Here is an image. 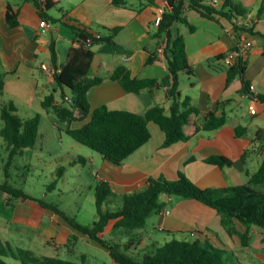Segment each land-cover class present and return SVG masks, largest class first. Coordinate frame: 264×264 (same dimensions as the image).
<instances>
[{
    "label": "crops",
    "instance_id": "1",
    "mask_svg": "<svg viewBox=\"0 0 264 264\" xmlns=\"http://www.w3.org/2000/svg\"><path fill=\"white\" fill-rule=\"evenodd\" d=\"M205 1L211 3L213 0ZM234 1L247 10L246 14L232 19L216 15L217 19H211L187 3L184 15L196 29L190 30L188 24L182 22L173 24L172 34L184 36L188 61L194 69L192 76L180 74V91L183 97L191 98L192 103L201 109V114L185 125L184 130L190 136L186 141L164 147L165 134L158 124L151 121V139L121 165L112 164L101 156L108 163V175L98 174V179L109 182L113 188L117 187L116 192L143 190L149 177L164 175L175 179L179 171L204 188L243 184L249 180L247 172H253L261 165L264 159V103L244 95L243 80L254 85L256 95L264 93V55L259 53L264 49V0ZM224 2L217 0L215 6L219 8ZM9 4L18 14L20 24L15 28L6 20ZM56 7L58 15L51 11L50 14L62 21H48L50 27L43 31L38 8L33 2L0 0V73L5 81L0 105L13 101L19 115L24 118L33 117L30 112L41 115L50 112L43 107V99L59 89L52 72L55 65L50 46L54 44L58 54L57 66L61 68L69 49L79 44L77 34L70 26L75 24L101 36L111 35L117 28L114 42L92 46L95 56L90 76L104 78L102 83L89 90L92 109L105 104L111 109L144 113L151 106L162 105L170 113L171 101L167 90L172 85V78L165 52L157 50L164 40L154 36L158 30L156 15L169 10L167 0H126L120 6L114 5L113 0H62ZM235 22L253 31H238ZM240 44L246 45L244 55L248 67L243 78L237 76L227 83L229 65L217 56L230 53ZM153 52L158 58L153 63H147L148 56ZM119 66H127L138 78H163L164 86L155 92L149 89L139 93L129 91L123 80L111 77ZM183 74L186 76H181ZM251 106H255V114L250 111ZM210 111L226 112L227 123L215 130H197L196 126L204 122L205 114ZM238 126L246 128L243 135L236 134ZM5 150L9 153L7 145ZM212 155L226 156L232 160V165L220 167L207 162L206 158ZM3 163H0V172L4 168ZM73 163H80V160L75 159ZM5 177L7 180L9 176L6 174ZM5 177L0 176V184L8 182L4 181ZM162 201L165 203L164 210L169 213L163 210L156 213L157 228L167 231L169 240L185 236L183 232H191L190 238L207 237L235 253L232 246L219 237V229L240 246L260 247L261 254L257 257L264 263V230L260 227L252 225L248 228L235 220L234 231L230 232L223 225L221 215L201 201L167 194ZM16 228L32 241L35 236L41 235L48 243L54 239L57 229L70 231L71 227L61 216L44 208L37 199L18 198L10 203L8 193L0 189V238L8 230ZM247 230L250 231V242L244 246L241 234ZM151 236L147 233L144 237ZM5 240L8 241L7 238Z\"/></svg>",
    "mask_w": 264,
    "mask_h": 264
},
{
    "label": "trees",
    "instance_id": "2",
    "mask_svg": "<svg viewBox=\"0 0 264 264\" xmlns=\"http://www.w3.org/2000/svg\"><path fill=\"white\" fill-rule=\"evenodd\" d=\"M33 2L38 8L41 20L50 22L62 21L54 18L50 11L62 0H27ZM126 0H113V4L124 5ZM169 10L165 11L156 38H167L165 54L169 76L172 85L167 90L168 99L171 101L170 113L162 105L149 107L144 113H138L124 109H111L107 105L92 109L88 93L89 90L104 80L102 76L91 77L90 70L95 56L92 46L102 42H114V34L96 36L85 26L70 24L77 34L78 45L69 49L66 61L58 68V54L54 44H51V57L55 65L54 78L61 89V98H58V89L47 94L43 99V107L47 111L53 110L62 121L84 122L80 127H69L67 132L81 144L90 147L94 151L115 165H121L124 160L147 143L152 133L149 122L159 125L165 134L163 146L167 147L179 141H186L189 135L185 132V125L192 123L195 117L201 114V109L192 103L189 96H182L180 91L179 77L181 73L192 76L194 69L188 61L186 41L182 34L174 36L172 26L176 22L188 24L190 30L196 27L189 22L184 15L187 3L203 16L217 19L216 15L225 16L229 19L238 15L246 14L247 10L234 0H225L219 8L215 3L205 0H167ZM8 24L15 28L20 22L18 14L11 4L6 10ZM238 31L250 30L246 26L237 25ZM91 44L88 45V40ZM161 43H159L160 47ZM158 50V49H157ZM264 55V49L259 51ZM228 54L218 55L219 59H225ZM158 58L156 52L148 56L147 63H153ZM248 61L242 54L235 62L228 66L227 83L232 82L237 76L244 77ZM112 79H121L127 90L139 93L143 89L152 92L164 86L163 78H138L132 75L127 66L117 67L111 75ZM5 81L0 73V94H3ZM66 88L71 91L67 94ZM243 91H250V82L243 80ZM256 99L264 103V93L257 94ZM221 104V103H219ZM0 117L4 126L0 129V136L9 149L7 163V175L10 166L15 161V156L22 153L26 148L36 147L40 134L41 114L24 118L19 115L18 108L13 101L0 105ZM228 121L226 112L218 113L210 111L205 114L204 122L197 125V130H215ZM246 128L236 127V134L243 135ZM245 160V157H243ZM79 160L86 161L85 157ZM206 161L220 167L231 166L232 160L223 155H212ZM62 173L64 169L60 170ZM249 180L243 184L226 187L212 188L201 187L191 180L184 172L179 171L177 178L169 179L164 175L149 177L147 186L143 190L118 193L112 185L102 180L96 186V207L98 219L92 224L81 223L71 215L61 210L57 205L38 200L39 203L59 216H61L75 232L67 245H74L82 234L106 248L112 259L118 264H235L232 257L236 254L224 246L215 245L209 238H178L173 237L163 244L153 243L151 251L146 252L142 258L137 259L127 253L134 245V240L125 244V250L119 242L108 240L106 231L109 226L125 232L134 231L146 225L150 216L160 213L165 203L161 195H178L193 198L214 208L221 215L222 223L230 232L234 231V222L239 220L248 228L256 225L264 230V159L261 165L253 172L248 171ZM0 189L9 195L12 203L18 198H29V194L23 189L12 186L9 182L0 184ZM114 204V205H113ZM187 233V232H183ZM191 234V232H188ZM135 234L132 233V236ZM242 244L249 245L250 231L241 234ZM71 251V250H70ZM13 256L23 264H88L85 254L81 261L64 259L59 256L36 255L30 249L14 248L10 242L0 238V264H8L3 257ZM238 262V258H237Z\"/></svg>",
    "mask_w": 264,
    "mask_h": 264
},
{
    "label": "rangeland",
    "instance_id": "3",
    "mask_svg": "<svg viewBox=\"0 0 264 264\" xmlns=\"http://www.w3.org/2000/svg\"><path fill=\"white\" fill-rule=\"evenodd\" d=\"M51 12L54 15H58V8L54 7ZM181 76L186 75L183 74ZM58 90L57 96L61 98V89ZM66 92L71 94V91L67 88ZM0 101H2L1 97ZM36 114L37 112H30L29 115L34 116ZM3 126L4 121L0 117V129ZM80 126V121L60 120L53 110L49 113H42L40 123V134L42 137L36 147L27 148L23 154L15 156L14 165L10 166L8 170L9 177H7V180L5 173H7L9 153L6 152L5 141L0 136V163L2 164L5 161L0 176L5 177L4 181H8L12 186L23 189L30 197L55 204L68 215L76 217L81 223L92 224L98 219L95 195L96 186L101 181L98 179V174L108 175V163L103 161L100 153L81 144L68 134L67 129L69 127ZM80 157H85L86 163L83 160L77 164L73 163L75 159ZM62 168L64 169L63 173L60 171ZM113 189L118 191L117 187ZM161 199H164V194L161 195ZM157 223L158 215L153 214L144 227L138 228L133 232H125L109 226L105 237L108 240L113 239L119 242L124 251H126V242L134 240V245L127 253L140 259L146 252L152 250L153 241L154 243H165L166 240L170 239L167 231L157 228ZM10 227L13 226L10 225ZM56 231L58 234L57 232L53 234L54 239H51L48 243L43 240L41 235L35 236L32 241L19 228L13 231L8 230L7 234H2L1 237L2 240L7 238L14 248L30 249L39 256H59L68 260L81 261L82 255L85 254L88 264H116L108 250L98 242L79 234L80 239L75 241V246L72 244L67 245L75 232L71 228L70 231L64 228ZM132 233L135 235L132 236ZM147 233L152 235L151 238L144 237ZM217 233L222 240L235 250L239 259L237 262V258L232 257L233 263L264 264L257 257V254H261L260 247L253 245L243 247L236 240L227 237L219 229H217ZM184 235L180 236V238H193H190L188 232ZM142 237H144V243ZM213 243L217 245L214 241ZM3 259L8 264H23L20 259L11 255L4 256Z\"/></svg>",
    "mask_w": 264,
    "mask_h": 264
},
{
    "label": "built area",
    "instance_id": "4",
    "mask_svg": "<svg viewBox=\"0 0 264 264\" xmlns=\"http://www.w3.org/2000/svg\"><path fill=\"white\" fill-rule=\"evenodd\" d=\"M213 3L216 4L217 0H213L212 1ZM162 16H163V13H159L156 15V18H155V24L157 26H159L161 20H162ZM40 25L41 27L43 28V31H46L49 27H50V23L45 20V19H42L40 20ZM96 36H100L99 34H96ZM164 41L161 42V45L160 47L158 48V51L159 52H164L165 51V48H166V45H167V38H164L163 39ZM88 45L91 44V40L89 39L88 42H87ZM246 50V45H243V44H240L238 45L234 50H232L230 53H228V55L226 56L225 58V62L228 64V65H231L235 62V60H237V58H239L242 54H244V51ZM54 71L53 70V74H54ZM254 90H255V87L254 85L250 84V91L249 92H244V95L246 96H250V97H253V98H256V94L254 93ZM250 111L255 114L257 112L255 106H251L250 107ZM166 213H169L168 210H164Z\"/></svg>",
    "mask_w": 264,
    "mask_h": 264
}]
</instances>
